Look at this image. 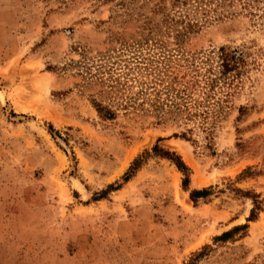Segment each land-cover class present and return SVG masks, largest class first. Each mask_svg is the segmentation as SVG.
<instances>
[{"label": "rangeland", "instance_id": "obj_1", "mask_svg": "<svg viewBox=\"0 0 264 264\" xmlns=\"http://www.w3.org/2000/svg\"><path fill=\"white\" fill-rule=\"evenodd\" d=\"M0 264H264V0H0Z\"/></svg>", "mask_w": 264, "mask_h": 264}, {"label": "trees", "instance_id": "obj_2", "mask_svg": "<svg viewBox=\"0 0 264 264\" xmlns=\"http://www.w3.org/2000/svg\"><path fill=\"white\" fill-rule=\"evenodd\" d=\"M168 153V152H167ZM176 163L178 164V166L180 167V168H184L185 169V164H184V162L181 160V159H177L176 160ZM202 191H200V190H196V191H194L193 193H192V195L193 196H196V195H198V194H200Z\"/></svg>", "mask_w": 264, "mask_h": 264}]
</instances>
